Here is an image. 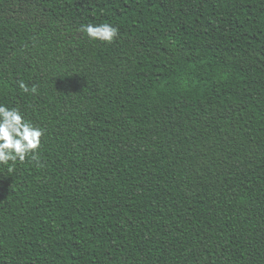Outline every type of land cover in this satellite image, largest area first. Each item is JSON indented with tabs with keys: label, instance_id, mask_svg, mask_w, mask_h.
Wrapping results in <instances>:
<instances>
[{
	"label": "trees",
	"instance_id": "1",
	"mask_svg": "<svg viewBox=\"0 0 264 264\" xmlns=\"http://www.w3.org/2000/svg\"><path fill=\"white\" fill-rule=\"evenodd\" d=\"M0 103V264H264V0H0Z\"/></svg>",
	"mask_w": 264,
	"mask_h": 264
},
{
	"label": "clouds",
	"instance_id": "2",
	"mask_svg": "<svg viewBox=\"0 0 264 264\" xmlns=\"http://www.w3.org/2000/svg\"><path fill=\"white\" fill-rule=\"evenodd\" d=\"M80 31L92 40L112 43L119 29L108 23L87 24ZM20 90L35 94L36 85L29 87L24 81H18ZM44 129L27 119L19 107H9L0 103V164L9 165L11 172L17 162L24 163L27 158L38 160V150L42 143Z\"/></svg>",
	"mask_w": 264,
	"mask_h": 264
}]
</instances>
